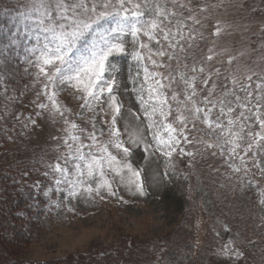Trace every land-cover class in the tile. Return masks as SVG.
<instances>
[{
  "label": "snow or ice",
  "instance_id": "1",
  "mask_svg": "<svg viewBox=\"0 0 264 264\" xmlns=\"http://www.w3.org/2000/svg\"><path fill=\"white\" fill-rule=\"evenodd\" d=\"M186 11L179 0H28L16 9L15 31L6 30L5 40L0 41V101H4L0 123L12 116L24 95L8 83L14 76L9 64L15 57L17 65H27L25 72H35L33 84L38 90L31 102L35 117L16 113L14 122L25 130L29 124L37 127L36 118L46 113L64 125L62 135L53 138L54 162L42 161L46 169L42 175L50 181L45 197L55 191L63 193L65 200L79 195L91 198L102 189L115 195L116 178L144 195L143 169L134 168L131 158L143 151L146 160L156 152L170 159L182 140L193 144L187 135L189 124L191 130L204 126L215 141L206 148L217 149L237 176L249 163L264 175L258 158L264 155V77L214 79L195 61L188 69L185 61L197 36ZM129 37L131 51L126 47ZM121 57L129 60L126 81L131 85L123 92L130 91L140 108L139 114L129 110L136 128L129 131L125 123L127 140L117 126L124 115L117 95L125 75ZM181 64L184 70L178 71ZM160 68L168 74L153 70ZM215 75L219 76L218 70ZM22 87L28 90L30 85ZM62 92L80 102L81 111L64 104ZM88 112L92 116L86 119ZM107 114L110 121H99L107 126L105 130L97 126V116ZM249 153L251 161L246 159ZM180 154L194 155L183 147ZM32 187L39 189L40 182ZM260 202L264 204V198ZM225 251L237 258L243 255L227 247Z\"/></svg>",
  "mask_w": 264,
  "mask_h": 264
},
{
  "label": "rangeland",
  "instance_id": "2",
  "mask_svg": "<svg viewBox=\"0 0 264 264\" xmlns=\"http://www.w3.org/2000/svg\"><path fill=\"white\" fill-rule=\"evenodd\" d=\"M24 3L28 0H0V11ZM179 3L187 10L185 15L191 16L190 26L195 28L197 36L195 47L188 52L189 59L185 61L188 69L195 61L197 67L202 65L210 71L214 79L264 77L262 0H179ZM217 28L220 29L218 34ZM126 47L128 51L132 50L130 37ZM209 56L211 60L207 59ZM128 62V59L120 58L125 75L117 93L124 113L117 126L124 140L128 138L125 123L129 131L136 128V122L128 115L129 110L140 113L135 96L130 91L123 92L124 87L131 88L126 81ZM164 63H168L166 58ZM172 67L176 69L177 65L173 63ZM153 70L168 74L165 68ZM183 70L181 64L178 71ZM217 70L218 77L215 75ZM25 75L24 85H30L28 90L21 86L24 102L29 103L25 114L35 117L31 103L38 90L33 84L35 72ZM60 99L74 112L81 111L80 102L67 92H62ZM104 107L106 109L107 105ZM85 116L88 119L92 113ZM101 118L110 121L111 116H97V126L106 130L107 126L99 123ZM36 119L38 126L28 128L30 134H34L29 136L30 149H24L22 156L33 158L36 155L35 160L40 165H43L42 161L54 162L57 153L53 138L62 135L64 125L48 118L46 113ZM77 123L82 122L77 120ZM42 132L48 133L44 143ZM187 135L193 144H184L182 140L180 147L194 153L191 157L181 155L178 147L170 159L156 152L149 154L146 160L143 151L131 158L134 168L143 169L144 195L130 190L116 178L113 180L115 195L102 189L100 195L93 194L91 198L79 195L65 200L63 193L55 191L45 197L43 192L50 186V181L42 175L44 169L37 175V178L41 177L31 183L33 186L40 182V188H35L37 204L20 211L19 206L5 203L1 192L8 188L7 180L13 182L15 174L12 170H6L4 175L0 172V264H48L86 252H98L101 256L106 250L119 246L133 261L139 258L141 263L149 264H264V204L260 202L264 198L261 196L264 175L251 163L247 168L242 167L239 176L233 173L217 149L206 148L207 143L215 141L203 125L191 130L189 124ZM35 137V140L31 139ZM104 139H108L107 135ZM4 149L0 148L3 150L0 157L13 169L9 163L14 159L13 154L20 150L17 145ZM258 158L264 167V155ZM246 159L251 161L252 154L249 153ZM0 168L4 170L5 167L0 164ZM165 172L168 173L166 179ZM161 179L164 182L158 183ZM25 196L22 192L18 199L23 202ZM17 210L26 220L11 217ZM226 247L243 255L234 257L231 252L226 253Z\"/></svg>",
  "mask_w": 264,
  "mask_h": 264
},
{
  "label": "trees",
  "instance_id": "3",
  "mask_svg": "<svg viewBox=\"0 0 264 264\" xmlns=\"http://www.w3.org/2000/svg\"><path fill=\"white\" fill-rule=\"evenodd\" d=\"M264 3V0H262ZM17 8L23 7V5L16 6ZM14 6L10 8L3 9L0 11V41L5 40V31L11 29L12 31H15V21L13 20V17L16 16V9ZM24 68H27V65H17L16 58L13 57L12 62L9 64V70L14 73V76L11 80L8 81L10 85H13L17 89H19L20 92L21 86L24 85V77L25 71ZM26 85V84H25ZM12 92H9V95H12ZM18 94V93H17ZM24 96L20 97V102L16 104L15 111L13 112L11 117L6 118L2 123H0V148H4L6 146H16L17 149L20 151H16L15 155L13 154V160L9 165L13 166V169L7 167L5 165L6 159H2L1 157V166L5 167L4 170L0 168V172L5 174L6 170H12L15 174V178L13 179V182L9 183L7 180L6 184L7 187L6 190L1 191L4 193V201L7 204H10L14 207L19 206V210H23L24 208L28 207H34L36 205L38 200V195L36 192V189L32 187V182L40 177L37 178V175H41V172L45 169L43 165H40L36 162V155H33L32 157H25V155L22 156V151L24 149H30L28 142L29 136H34V134H30V131H28V128H32V126L29 124V127L25 130L22 128V125L19 122H14V117L16 113H23L26 116V110L28 109L29 103L28 101L24 102ZM4 101H0V107L3 106ZM34 128V127H33ZM42 129V128H41ZM7 130V131H5ZM41 131V130H40ZM39 131V132H40ZM55 134V133H54ZM56 134H59L58 132ZM42 137V138H41ZM41 140H45L48 137V133L42 132L41 133ZM33 140L35 138H31ZM45 141H43L44 143ZM43 145V144H42ZM1 150V151H3ZM0 151V152H1ZM5 154V153H4ZM31 162L30 164H27L26 162ZM42 169H40V168ZM46 170V169H45ZM45 172V171H44ZM43 172V173H44ZM24 173H28L27 176H24ZM44 178V177H43ZM19 191V192H18ZM26 193V196L23 197V202H21L18 199V195L20 193ZM33 205V206H32ZM18 210L13 211V215L11 217L18 218L20 220H26L25 216H21ZM25 228V227H23ZM25 230V229H24ZM27 239L24 243H26ZM18 243V241H16ZM22 243V241H20ZM7 250V249H6ZM5 250V251H6ZM7 254L9 252H6ZM129 255V254H128ZM127 255L126 251H123L122 247H115L113 250H106L105 253L100 254L98 252H86L81 253L78 255L70 256L69 258H63L61 262H53L48 264H149V263H141V260L138 258V261H133L129 256ZM13 259V258H12ZM14 260V259H13ZM16 261V260H15ZM132 261V262H131ZM23 264H31L28 262H23ZM37 264V263H35ZM42 264H46L45 262Z\"/></svg>",
  "mask_w": 264,
  "mask_h": 264
}]
</instances>
